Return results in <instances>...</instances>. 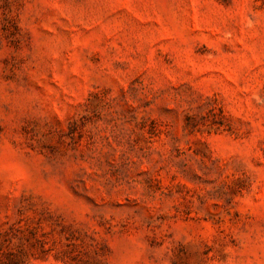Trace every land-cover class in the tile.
<instances>
[{"label":"rangeland","instance_id":"obj_1","mask_svg":"<svg viewBox=\"0 0 264 264\" xmlns=\"http://www.w3.org/2000/svg\"><path fill=\"white\" fill-rule=\"evenodd\" d=\"M0 264H264V0H0Z\"/></svg>","mask_w":264,"mask_h":264}]
</instances>
